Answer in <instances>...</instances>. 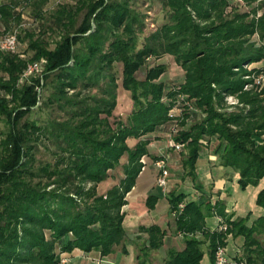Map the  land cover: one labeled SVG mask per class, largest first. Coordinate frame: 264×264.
Here are the masks:
<instances>
[{"label": "trees", "instance_id": "obj_1", "mask_svg": "<svg viewBox=\"0 0 264 264\" xmlns=\"http://www.w3.org/2000/svg\"><path fill=\"white\" fill-rule=\"evenodd\" d=\"M160 1L167 20L142 40L148 13L138 0H76L60 4L52 15L60 29L53 47L27 31L30 56L19 48L0 50V116L7 122L0 139V264H60L63 254L76 250L107 256L121 246L128 252L122 206L143 157L150 155V134L160 131L181 143L172 149L182 157V179L198 190L192 199L170 192L172 210L185 203L175 217L185 247L170 248L164 264H201L206 240L214 260L218 245L239 236L243 244L235 259L264 264V214L252 222L250 213L234 218L226 200L212 199L197 171L208 149L239 173L242 188L258 185L264 176V86L255 82L263 68L253 65L264 60V0ZM17 4H0L6 30L20 18ZM18 36L24 40L20 31ZM165 54L184 70L177 84L161 79L167 64L148 65ZM41 58L43 70L24 76L28 64ZM120 63L133 108L126 118L111 121ZM144 67L146 75L139 78ZM228 95L238 98L232 110ZM44 108L53 110L49 117L30 118ZM128 137L138 141L130 146ZM119 166L120 182L100 193L98 183ZM156 201L149 195L150 208ZM257 204L264 208V188ZM215 216L225 229L208 225ZM139 231L148 234L138 255L139 264H146L166 231L157 224Z\"/></svg>", "mask_w": 264, "mask_h": 264}, {"label": "crops", "instance_id": "obj_2", "mask_svg": "<svg viewBox=\"0 0 264 264\" xmlns=\"http://www.w3.org/2000/svg\"><path fill=\"white\" fill-rule=\"evenodd\" d=\"M258 64L259 62L253 65L259 66ZM171 141L170 135L168 136V143L170 144ZM153 144L154 142H151L150 145ZM156 148L160 150L161 147L156 146ZM167 154L170 175L165 189L156 181L158 168L155 165V160L147 155L144 159L145 165L138 175L135 185L127 193V203L122 206V210L125 212L123 226L128 232L130 240L127 242L128 252H125L123 258L122 255H118L123 252L122 249L115 251L118 254L111 253L107 256H102L99 251L93 250L82 253V257L79 255L70 257L72 254H67L66 256L73 260L71 264H74L73 262L75 264H139L140 247L148 236L147 233L139 231L141 225L157 224L166 231L162 246L151 250V256L146 264H164L170 248L182 250L185 247L184 235L177 230L176 219L172 214L169 195L172 190L176 189L177 192L186 193L187 199H192L197 197L198 190L190 179H182L181 155L174 149L168 151ZM180 170L182 171L180 172ZM197 171L206 188L210 187L212 199L226 200V210L229 213L234 212V218L250 213L249 222H252L256 217L264 214V208L257 204L258 192L264 188V176L258 185L249 184L246 188H242L239 184V173L229 166L220 164L218 156L210 151L207 155L201 154L198 158ZM151 194L157 196V201L154 207L150 208L147 200ZM218 224V216L208 219L210 227L215 228ZM242 244L243 238L241 236L229 237L226 245L229 254L233 256L238 253ZM203 248L205 253L201 264H214L213 257L210 255L208 240L203 243Z\"/></svg>", "mask_w": 264, "mask_h": 264}, {"label": "rangeland", "instance_id": "obj_3", "mask_svg": "<svg viewBox=\"0 0 264 264\" xmlns=\"http://www.w3.org/2000/svg\"><path fill=\"white\" fill-rule=\"evenodd\" d=\"M9 0H0V4ZM18 1L17 6L15 7V13H20V18L12 19L10 23L9 30L16 29L20 31L21 35L23 36L24 40H21L19 45V51L24 52L26 55H31L32 51L28 49V43L30 41V36H27V31H33L34 37H40L45 39L48 42L50 47L55 45V42L60 38V29L56 27L55 23L53 22V14L55 10L59 7L60 4L64 3H74L76 0H46L44 3L41 0H14ZM140 10L145 11L148 13V17L146 18L147 27L145 31L141 34V40L143 39L144 35L150 33L151 31L155 30L157 26L162 25L167 20V13L166 10L162 7V3L160 0H138ZM251 6H242L243 9H250ZM83 15L80 14L77 18V21L80 22L82 20ZM5 22L0 18V36L3 35L6 31L5 29ZM156 63H165L167 64L166 71L161 75V79H163L168 85H174L179 83L184 76V70L178 65L174 57L170 54H165L161 57L151 58L148 62V65H154ZM259 67L263 68V72L259 73L257 77H255V82L259 83L260 87L264 86V60L259 62ZM121 69L122 64L118 65L119 70V94L117 105L113 111V116H111V121H113L116 117L126 118L127 114L133 108V100L131 98V94L129 90H126L122 87L121 84ZM146 69L142 68L138 71L137 76L139 78H144L146 75ZM252 84H246L245 88H250ZM50 91L43 92L44 95H48ZM238 102V98L234 95H228L226 97V105L228 110L234 109V104ZM190 108H193L191 106ZM51 108H44L41 111L33 112L30 114V118H47L52 114ZM58 112H56L57 114ZM193 122L192 117L187 119V126ZM7 128L6 119L0 116V139L3 136V131ZM171 134L167 131H160L156 133L150 134L151 142H154L155 146L149 144V152L150 157L155 161L161 157H166L168 154L167 152L172 149V144L168 143V136ZM138 139L135 137H128L127 142L130 146L136 144ZM156 146L161 147L160 150L156 148ZM156 148V149H155ZM210 150L204 149L202 151L203 155H207ZM179 153V150L177 151ZM45 156V155H44ZM145 155L143 160L146 159ZM149 156V155H148ZM127 160V156H123L121 158L122 163ZM167 163V162H166ZM168 167V164H167ZM170 170V168H168ZM182 170H180L181 172ZM123 169L121 166L118 168L110 171V176L106 179L102 180L98 183L97 189L100 193H106L107 190L112 187L114 184L120 182V178L123 176ZM256 186V185H255ZM175 220V219H174ZM176 221V220H175ZM121 249V246L117 248ZM81 250H76V253L72 254L70 257H74L75 255H79L82 257ZM113 254H118L114 252ZM67 254L62 255V260L60 264H71L73 260H70ZM81 255V256H80ZM118 255H125V252H121ZM89 259V258H88ZM75 264V262H73Z\"/></svg>", "mask_w": 264, "mask_h": 264}, {"label": "built area", "instance_id": "obj_4", "mask_svg": "<svg viewBox=\"0 0 264 264\" xmlns=\"http://www.w3.org/2000/svg\"><path fill=\"white\" fill-rule=\"evenodd\" d=\"M19 45H20V40L18 36V30L16 29L8 30L3 35L0 36V50L2 51L15 52L18 50ZM44 64H45L44 58L30 62L26 67L23 75L28 76L36 72L42 71L44 68ZM1 92L2 91L0 88V93ZM173 130L175 131V126L173 127ZM171 144L172 146H174L175 149L181 148L180 142H175L172 140ZM166 162H167V156L161 157L155 161V165L158 168L156 181L158 185H160L164 189L168 185V176L170 175V170L168 169ZM184 206H185L184 201L180 202L177 208L172 210L173 216L176 217L179 213H181ZM218 228L225 229L226 224L220 223L218 225ZM214 262L215 264H247L246 261H237L234 256L229 254L227 247L224 245L217 246L214 254Z\"/></svg>", "mask_w": 264, "mask_h": 264}]
</instances>
